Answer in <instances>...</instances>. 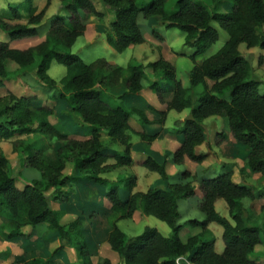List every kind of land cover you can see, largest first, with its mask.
<instances>
[{"label":"trees","instance_id":"16d2710c","mask_svg":"<svg viewBox=\"0 0 264 264\" xmlns=\"http://www.w3.org/2000/svg\"><path fill=\"white\" fill-rule=\"evenodd\" d=\"M100 1L114 10V19L105 33V40L117 52L144 42L139 16L144 19L159 16L165 27L179 29L184 34V45L195 48L189 56L193 61L188 72L189 87L182 85L176 77L174 64L162 55L146 65L129 62L122 67L103 58L86 63L72 53L71 46L86 30L85 19L102 16L92 0H60L67 15L53 16L38 43L16 48L0 41V139L38 133L56 141L50 150L24 139L13 142V150L24 156L22 166L40 172V179H33L21 189L16 186L15 176L9 173L8 160L0 149V218L5 220L0 230L6 241L30 243L39 238L46 249L45 245L57 240V246L49 250L45 258L23 256L11 264H57L67 248L75 250L80 264H93L87 241L82 236L81 219L78 217L67 225L61 223L70 196L67 188L76 180H82L86 188L93 182L107 185L105 199L109 203V226L106 242L118 256V264H184L183 257L190 264H263L250 257L264 243L260 228L249 224L250 218L242 199L249 198L253 203L262 200L264 188L254 191L250 185L234 182L231 170L213 178L198 179L195 173L183 168L177 173L180 181L172 183L168 181L167 167L169 164L184 165L186 160L197 165L204 162L207 154L195 152V147L206 140L203 120L219 116L226 119L236 144L246 149L242 154L244 166L240 173L244 174L248 169L252 173L264 174V92L259 91L258 81L250 78L251 65L238 49L243 43L247 48L264 50V33L258 32L264 27V0H229L231 8L226 12H209L192 0H176V8L171 12L165 9L167 0H149L141 6H137L136 0ZM211 1L217 3L220 0ZM50 2L46 0L39 11L33 0H24L20 6H9V10L0 15V29L11 41L40 37L39 24ZM214 22L226 32L227 39L215 53L198 62L195 58L218 40V31L212 26ZM52 60L65 67V74L60 79L62 90L50 98L52 105L44 103L34 107V102L40 99L37 94L17 95L9 88V91L2 92L6 88L8 61L15 63L21 71L33 67L38 80L49 89L54 88L56 83L48 75ZM146 69L158 79L168 80L171 85L170 96L165 99L167 90L159 86L158 80L149 83V91L161 103L160 107L154 108L145 102L148 108L157 112L159 118L155 121H150L142 109L130 102L111 106L95 87L117 89L122 86L125 88L122 97L137 96L143 90ZM198 85L202 86V91L196 100L193 88ZM226 92L227 97L221 96ZM60 101L67 103V113L75 122L87 125L86 133L62 132L50 122L49 117ZM186 108L190 112L180 129L169 133L178 143L170 149L171 159L158 162L147 154L140 161L147 170L159 174L166 183L165 187L134 191L135 174L118 181L101 176L135 163L127 133L133 130L132 116H136L142 125H163L170 110L179 112ZM35 122L37 124L33 126ZM102 130L108 137L107 143L101 140ZM136 133L148 146L146 151L161 134L160 131L148 133L144 129ZM225 139L223 131L214 134L217 146ZM113 144L121 145L122 151L112 149ZM69 163L71 173L65 174ZM119 184L126 192L124 199L119 196ZM197 192L200 196L196 207L204 214V219L187 223L201 231L183 241L179 236L182 225L178 224V201L198 196ZM218 199L225 201L230 220L216 211ZM53 202L58 203V208L53 207ZM139 206L145 215L165 222L171 235L163 236L156 228L146 227L139 235L127 238L116 222L131 218ZM259 211L264 212V204ZM212 222L222 227L224 247L220 253L216 252L215 239L208 230ZM24 226H30L31 232H24ZM36 227H44L46 231L37 236ZM11 256L10 249L0 251V262ZM100 264L114 263L104 258Z\"/></svg>","mask_w":264,"mask_h":264},{"label":"rangeland","instance_id":"374dc122","mask_svg":"<svg viewBox=\"0 0 264 264\" xmlns=\"http://www.w3.org/2000/svg\"><path fill=\"white\" fill-rule=\"evenodd\" d=\"M23 1L24 0H0V15L6 13L7 10H9V6H20ZM92 1L95 5L96 10L101 12L102 16H88L87 19H85L86 30L84 32V35L78 37L74 44L71 46L70 51L72 53L78 55L86 63H90L98 58H103L108 62L117 64L122 67H126L129 62L146 65L148 62L154 61L162 55V57L171 60V62L174 64L176 77L181 81L182 85L184 87H189L188 72L193 66V61L189 56L195 51V48L184 45V34L179 29L165 27L164 25H162L159 16H153L146 19L139 16L138 22L143 31L144 42L130 46L122 52H117L109 44H107L105 40V33L107 32V30H109L110 22L114 19V10L104 5L100 0ZM148 1L149 0H136V4L137 6H141L146 4ZM192 1L197 2L198 4L206 8L209 12H226L229 11L231 8L229 0H220L217 3H214L211 0ZM33 3L34 6L37 8V11H39L45 6L46 0H33ZM175 8L176 0L166 1L165 9L167 11L171 12L175 10ZM58 14L64 16L67 15L66 10L63 8V5L60 0H51L49 6L45 11V15L39 24V30L41 35L40 37H34L30 39L24 38L19 39L17 41H11L8 38L7 33L0 29V41L8 42L12 47L14 43L18 42L23 43V46H29L38 43L43 38L42 35H44L47 31L53 16ZM212 26L218 31V40L214 44H212L203 54H200L195 58V60L198 62H200L205 57L215 53L227 39L226 32L221 29L217 23H212ZM258 32L264 33V27L260 28ZM154 34L158 35L159 37L154 36ZM238 49L241 55L251 65L250 78L258 81V89L261 93H263L264 50L260 49L259 47L247 48L243 43L239 45ZM259 58H261V63L259 62ZM6 70V88L2 92L5 93L9 88L14 90V93H16L17 95L37 94L40 99L39 101L34 102V107L40 104L42 105L44 103L52 105L53 103L50 102V98L53 95H57L59 91L62 90L60 79L65 74V67L54 60L51 61L50 67L48 69V75L52 79H54L56 83L55 87L52 89H49L40 80H38L35 75V69L33 67L31 69L21 71L18 70V66L15 63L8 61L6 63ZM145 73L146 79L142 81L143 90L137 96L124 95L122 97L121 95H123L122 93L125 91V88H123L122 86L117 89H102L98 85H96L95 87L100 90L101 97L111 106L115 107L121 104V102H124L126 104L130 102L135 105H140L141 107H144L146 109L147 113H149V115L153 119L150 121H155L159 118L157 112L151 108H148L145 102L151 104L154 108L160 107V102L155 97L154 93L149 91V83L151 81L158 80L159 86L167 90L164 96L165 99L170 96L169 91L171 85L170 82L166 79H158V77L155 74H152L148 69L145 70ZM200 91H202L201 85H198L193 88V93L196 100ZM221 96L227 97V92ZM68 109L69 107L65 101L58 102L55 105L53 114L49 117L50 122L53 123L62 132L69 133L73 131V133H86L87 125H82L79 122H75L67 113ZM184 111L186 113L184 115L187 117L189 115L190 109L186 108L184 109ZM184 115L180 114V112L178 111L170 110L163 125H159L156 123H148L142 125L137 120L136 116H132L130 118V124L133 130L130 129L127 131V133L129 134L130 142L132 143L131 155L132 158L135 160V163L131 167L115 169L109 172H105L101 176L110 181H118L119 179H122L128 176L129 174H135L136 186L134 188V191H146L149 187H165L166 183L160 178L158 173L151 172L147 170L144 166L140 165V161L142 160V158H144V152L148 149V146L146 145V143L140 140V136L138 133H136V131L141 132L142 129H144L148 133L160 131L161 134L159 138L156 139L157 142L153 144V149L154 151L158 152H169L168 155H165V158H161V162L164 160H170L172 153L170 149L172 148L173 143L175 144L176 141L169 136V133H176V131L180 129L181 125L183 124L182 119L186 118L184 117ZM36 124L37 123L35 122L33 126H36ZM203 124L206 127V144L204 145V148L208 145L212 147H217L214 142V133H218L221 131H223L224 133H230L227 121L223 117H208L203 120ZM100 134L103 142L107 143L108 137L106 135L105 130H102ZM75 138L83 139L80 136H76ZM17 139L31 141L36 146H47L49 147V150L53 148L56 141L51 140L38 133L15 136L8 140L0 139V149L8 160L9 173L12 176H15L16 186L21 189L26 183L31 182L33 179H40V172L34 168L22 166V159L24 156L21 153H18L13 150V142ZM152 143L150 144V147H152ZM167 145L169 146L166 147ZM156 147H158V149ZM238 147L240 148H237V152L241 155L245 154V147L241 144ZM111 148L118 152H121L123 149V147L119 144L111 146ZM217 151L221 156L220 150ZM224 161L225 163L221 164L212 163L208 168L204 170H201L200 168V170H198L197 177L205 175L206 177L213 178L224 173L227 170L234 169V166L230 163V159L225 158ZM71 167L72 165L69 163L64 173L70 174L72 169ZM175 167L179 168L173 174H169V178L172 177L174 178V180L180 181L177 176V173L182 169H180V166ZM235 174L236 175L234 177V180L238 179V183H240V179L241 177H243V174L240 173V168L236 167ZM156 179H158L159 181L156 182ZM77 185L81 187L79 189H82V192H79V194L76 190ZM194 185L196 186V183H194ZM107 188V185L98 184L96 182L90 183L89 185H87L86 188L83 185L82 180H76V182H73L72 186L69 185V187L67 188L70 193V196L68 202L66 203L64 214L61 218V223H63L64 225L69 224L71 221L77 219L78 217L81 219L82 236L87 241L93 264H100L104 258L110 259L111 262L114 264L119 263L118 256L116 255V253L111 251L106 242V234L109 226V218L107 215L109 203L105 199V192L107 191ZM118 188L120 198L124 199L126 196L124 187L122 186V184H119ZM50 192L51 191H49L48 193ZM72 196L74 197V202H77V205L78 202L80 203L78 205L80 209L78 207L76 208L74 204L69 203ZM197 197L198 196L196 195L193 198L184 199L185 202H183V204H180L178 207V211L180 214L178 224L182 225L179 231V236L182 240H186L187 237L195 235L201 231L199 227H192L187 223V221L193 219L199 221L204 219V214L196 207ZM242 200L250 201L249 198H244ZM220 201V204L217 205V211L222 215L225 213L221 205L225 206L226 203L223 199H221ZM53 207L58 208V203L53 202ZM186 210H189L188 215L186 213ZM247 213L250 218L249 224L260 228V237L264 243L263 216H258L255 218L253 215H251L249 210H247ZM2 221L5 220H2L0 218V225L3 224ZM116 225L124 232L127 238L139 235L143 232L146 227L156 228L163 236L171 235V229L165 222L157 219L154 216L145 215L144 213H142L140 206L131 218L120 219L116 222ZM209 227L214 231V236H218L220 241L223 242L221 236L222 227L214 222L210 223L208 225V228ZM22 230L26 233L31 232V227L24 226ZM35 231L37 232L38 236L40 233H44L46 229L44 227H36ZM204 236L205 238H207V235ZM31 240L33 239L31 238ZM56 246L57 240H53L48 245H45L46 249H44L43 243L39 238L34 241H31L30 243H23L20 241H17L15 243L8 242L6 241L3 232L0 230V251L10 249L12 254V256L8 260L4 262L2 261L0 262V264H11L15 260L22 258L23 256H25L26 258H31L40 255V257L45 258L48 254V251ZM222 250L223 248L220 250V252H222ZM76 257L77 256L75 250L67 248L64 252V256H61V258L57 260V264H71L73 262H77L80 264V260ZM250 257L264 264V244L256 248L251 253ZM181 260L184 262V264H190L186 260V257H183Z\"/></svg>","mask_w":264,"mask_h":264},{"label":"crops","instance_id":"0c3cea01","mask_svg":"<svg viewBox=\"0 0 264 264\" xmlns=\"http://www.w3.org/2000/svg\"><path fill=\"white\" fill-rule=\"evenodd\" d=\"M22 44L23 43H21V42L14 43L13 47H16V48H24V47H27V46H23ZM135 106L138 109H143L144 112H145V114H146V116H147V118L149 120H153L151 118V116L149 115V113H147V111H146V109L144 107H141L140 105H137V104ZM179 112L182 115L186 114L184 110L179 111ZM184 117H186V116L184 115ZM183 120L184 119H182V121ZM205 129H206V127H205ZM214 134H213V136H214ZM225 136H226V139H225V141L220 146H217V147L214 146V147H212V146L208 145V146H206L204 148V145L206 144L205 141L203 143H201L200 145L196 146L195 147V152L196 153H205V154H207V158L204 160V162H202L199 165H197L195 163H192V162L186 160L185 163H184V165H181L180 166V169L187 168L191 172H193V173L195 172V175L197 176L198 170H200V168H201V170H204V169L208 168L212 163H215V164H217V163H220V164L221 163H225L224 159L225 158H228V159H230V163L234 166V169L231 170V171H234V172H232L233 181H235V182L238 183V179L237 180H234L235 179L234 177L236 175L235 174V170H236V167L242 168L244 166V159H243L244 156L242 157V155L237 152V148H240V147H238L239 145L236 144V142L232 138L231 134L230 133H225ZM155 142H157V140L156 141L155 140L153 141L152 147H150L151 149L148 150V151H146V152H144L145 153L144 155L146 156L147 154H150L158 162H161L160 161L161 158L162 157L165 158V155L166 154L168 155L169 152H167V151H160V152L154 151L153 144H155ZM176 144H178V143L177 142L175 144L173 143V146H175ZM115 145H112V146H115ZM156 148L158 149V147H156ZM217 150H220L221 156H220V154L218 153ZM178 168L179 167H175L174 165L169 164L168 167H167V170L169 169L168 170V174H173L174 172H176L178 170ZM200 177H206V176L205 175L198 176L197 178L199 179ZM158 181L159 180L156 179V182H158ZM169 181L172 182V183L178 182L177 180H174V178H172V177L169 178ZM240 183H245L247 185H250L253 188L254 191L261 190V189L264 188V174L252 173L248 169H246L245 173L243 174V177H241V179H240ZM79 188H81V187H79V185H77L76 186V190L78 191V194H79V192L80 193L82 192V189H79ZM197 193H198V197H199L200 196V193L199 192H197ZM73 198L74 197L72 196L69 203L74 204L76 206V208L78 207L80 209V207L78 206L80 203L78 202V205H77L76 204L77 202L75 203L74 200H73ZM220 200L221 199H218L215 202V209H216V211H217V205L220 204V202H221ZM183 202H185L184 199L179 200L178 201V207H179L180 204H183ZM242 203H243L244 207L247 210H249V212L251 213V215H253L255 218L258 217V216H263L264 215V212L263 213H259L260 212L259 211V208H260L261 205L264 204V199L257 200L254 203L252 201H243L242 200ZM221 206H222V209H223V211L225 213V214H222V216H225V217L228 216L226 218H228L230 220V217H229V214H228V209H227L226 204H225V206L224 205H221ZM71 209H72V207H71ZM186 213L188 215L189 210H186ZM208 229H209V232L211 233V235L214 236V231L210 227ZM218 233H219V231H218ZM106 236H107V234H106ZM214 238H215V250H216V252L219 253L220 250L224 247V244H223V242L220 241V239H219L218 236H214Z\"/></svg>","mask_w":264,"mask_h":264}]
</instances>
